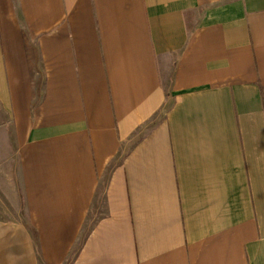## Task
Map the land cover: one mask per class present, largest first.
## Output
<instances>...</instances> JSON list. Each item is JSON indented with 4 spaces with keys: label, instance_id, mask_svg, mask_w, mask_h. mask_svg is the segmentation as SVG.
<instances>
[{
    "label": "crops",
    "instance_id": "crops-1",
    "mask_svg": "<svg viewBox=\"0 0 264 264\" xmlns=\"http://www.w3.org/2000/svg\"><path fill=\"white\" fill-rule=\"evenodd\" d=\"M7 125L0 264H264V0H0Z\"/></svg>",
    "mask_w": 264,
    "mask_h": 264
},
{
    "label": "rangeland",
    "instance_id": "rangeland-1",
    "mask_svg": "<svg viewBox=\"0 0 264 264\" xmlns=\"http://www.w3.org/2000/svg\"><path fill=\"white\" fill-rule=\"evenodd\" d=\"M10 131H11V129H10V125H9L6 128L5 132H6V134L10 135L9 144H8V148L10 150L9 151L10 155L7 154V156H5V155L0 156V169H1V166L7 165L6 172H5V167L3 168V171L0 170V216L14 218V219H18L19 216H22L25 220V213L19 212V209L15 208V207L11 208L12 205H11V198H10L11 197L10 188H11V184H12L13 180L16 177L15 170H17V169L15 167V163H16L17 159H16L15 154L11 155V153H10L12 151V149L14 148ZM2 153H3V151L0 150V154H2ZM11 166L13 167L14 173L11 171ZM92 217L89 218L88 223L90 225L92 222V220H91Z\"/></svg>",
    "mask_w": 264,
    "mask_h": 264
}]
</instances>
